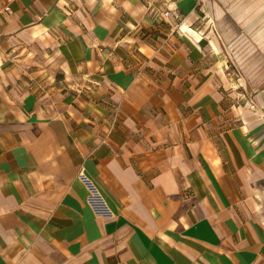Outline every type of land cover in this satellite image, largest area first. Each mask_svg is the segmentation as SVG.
Returning <instances> with one entry per match:
<instances>
[{
	"label": "crops",
	"instance_id": "0c3cea01",
	"mask_svg": "<svg viewBox=\"0 0 264 264\" xmlns=\"http://www.w3.org/2000/svg\"><path fill=\"white\" fill-rule=\"evenodd\" d=\"M0 264H264V0H0Z\"/></svg>",
	"mask_w": 264,
	"mask_h": 264
}]
</instances>
